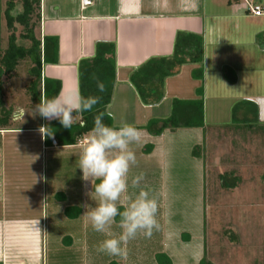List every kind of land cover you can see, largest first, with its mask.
<instances>
[{"label":"crops","instance_id":"obj_1","mask_svg":"<svg viewBox=\"0 0 264 264\" xmlns=\"http://www.w3.org/2000/svg\"><path fill=\"white\" fill-rule=\"evenodd\" d=\"M8 1L0 0V52L7 49L10 36L5 16ZM40 1L39 38L43 41L45 36L56 37L60 42L58 64L44 65L42 77L43 81L60 80V95L79 91L78 65L81 60L94 57L99 42L116 44V82L108 112L116 128L127 123L141 133L140 142L130 145L137 160L130 169L136 170V174L128 173L129 187L124 195L135 198L139 188H134L132 196L131 180L143 173L140 186L158 201L159 229L153 231L151 238L138 235L127 243L126 258L105 254V261L100 264H157L159 253L167 254L173 264H200L206 250L205 195L202 193L203 190L205 193V165L201 158L195 160L197 186L201 190L196 194V203L189 205L194 211L192 221L187 219L185 204L172 206V194H186L187 188H172V176L168 169L162 175V167L178 159L181 152L193 157V148L206 140L209 117L215 130L232 125L233 109L237 105L238 121L264 127V15L255 17L248 12V2L264 7V0H92L93 4L86 9L82 7V0ZM21 13L19 1L13 15ZM179 32L204 39L206 130H167L153 137L139 128L152 119L168 118L174 99H198L201 82L195 79L194 71L201 65H184L177 75L169 77L165 82V97L155 106L142 103L130 77L150 59L172 57ZM224 68L232 70L228 74L230 78L232 72L236 74L235 85L225 80ZM0 97L3 99L2 90ZM19 102L8 109L12 113L9 125L0 127V264H45L46 226L50 224L48 208L50 216L56 217L53 226L59 234L57 241L63 244L69 240L72 244L82 240L90 257L91 244L94 247L110 238L95 231L85 215V206L90 210L96 201L94 194L90 195L94 191L92 182L82 178L79 153L91 133L77 145L62 146L58 139L57 147L52 142L46 144L39 127L57 119L49 121L41 117L39 124L16 126L26 114L20 118L18 110L33 109L31 103ZM74 116L76 123H81V116ZM151 145L152 152H145ZM48 159L57 168L50 187L44 174ZM139 165L148 167L147 172ZM127 203L122 197L118 208L124 210ZM70 208L82 214L72 219L66 214ZM118 225L116 220L110 229L117 236L122 232ZM79 227H84L85 233ZM96 259L93 258L95 262Z\"/></svg>","mask_w":264,"mask_h":264},{"label":"rangeland","instance_id":"obj_2","mask_svg":"<svg viewBox=\"0 0 264 264\" xmlns=\"http://www.w3.org/2000/svg\"><path fill=\"white\" fill-rule=\"evenodd\" d=\"M34 22L36 34L39 37L40 22L36 19ZM21 32L22 28L19 27L17 35L19 36ZM22 43L29 46L28 42L22 41ZM33 67L31 61L27 59L20 62L11 75L3 77L2 96L6 104L5 110L13 108L16 101H20L23 105L26 102L31 103L28 88L35 80L31 73ZM17 97L19 98L16 99ZM238 109L239 105L237 109H233V113H236ZM31 114L32 111L28 110L24 119L16 122L15 125L21 127L41 123V116L37 114L34 117ZM226 119H230V116ZM212 121L209 117L210 128L206 130L201 159L194 157L193 153L192 157L186 152H181L178 159L163 164L162 175L167 172V169L169 170L172 176V188L185 187L188 190L186 194H172V206L181 205L182 207L185 204L187 219L192 221L194 211L189 205L196 203V194L201 190L197 186L198 174L195 160H202L205 165V193L204 190L202 193L205 195L207 260L212 264H264V133L257 130L244 135L232 128V125L215 130L212 127ZM53 165L54 163L49 159L44 164L46 167L44 174L47 175L49 187L50 182L54 181L53 176L57 170ZM141 167L147 172L148 167L145 165ZM135 171L130 169L129 172L133 175L136 174ZM231 173L239 178V181L235 187L225 188L222 185L221 176ZM44 181L46 182V179ZM188 187L192 189L190 194L191 189ZM130 189L133 196L134 188ZM47 212L50 224L46 226L45 264H100L105 261L103 257L105 253L97 251L100 242L94 247L91 244L90 257L85 253L84 247H87V244L82 240L81 242L73 240L72 244H69V240L63 244L58 242L59 234L55 225L53 226L56 217L50 216V208ZM80 231L85 233L86 229L81 227ZM94 257L97 258V262L93 260Z\"/></svg>","mask_w":264,"mask_h":264},{"label":"trees","instance_id":"obj_3","mask_svg":"<svg viewBox=\"0 0 264 264\" xmlns=\"http://www.w3.org/2000/svg\"><path fill=\"white\" fill-rule=\"evenodd\" d=\"M22 5V13L14 16L18 2ZM40 0H9L5 12L7 28L10 32L8 47L0 56V95L2 90V79L6 75H11L19 66V63L30 60L33 64L31 71L35 80L28 88L31 107L39 103L41 96L53 98L60 96L62 92V82L46 78L43 81L42 72L44 65H55L59 62L60 42L56 37L45 36L43 41L36 34V24L34 19L40 22ZM19 27L22 28L18 36ZM28 42L29 46L26 43ZM116 44L99 42L96 46L94 57L81 60L78 65V86L79 93L87 98L89 96L99 97V102L93 106L91 111L75 113L81 116V123L73 124L71 128H65L57 119L47 123L45 126L52 130L53 135L45 139L46 144H50L53 139H58L62 146L77 145L86 135L91 133L94 127V118L100 113H104L103 123L109 127L114 126V120L109 115L108 108L113 101L114 88L116 82ZM1 53V52H0ZM204 39L196 34H186L179 32L175 40V51L172 57L153 58L135 71L130 82L135 87L138 95L145 105L155 106L160 104L165 97V82L169 77L177 75L184 65L198 64L201 67L194 71V77L201 82L197 89L198 99L195 100H173L172 113L165 119H152L145 126L139 129L147 131L153 137L161 136L165 131L175 132L180 129H203L206 130L205 122V101H204ZM229 68L223 69L225 80L231 85L238 81L236 74L232 72L231 78ZM44 82V89L42 84ZM97 83L104 84V91L97 88ZM238 105L234 108L237 109ZM12 113L5 110V101L0 97V127L9 125ZM232 128L239 130L242 134H250L257 130L264 133V127H257L255 124L245 121H238L236 114H233ZM204 145L193 148L194 157H203L202 149ZM153 146H148L144 151L152 152ZM222 185L225 188L236 186L239 178L233 174L221 176ZM232 181V182H231ZM231 182V184H229ZM100 183L97 181L96 184ZM120 211L123 209L119 208ZM77 211V214L75 213ZM67 216L77 219L82 212L70 208L66 212ZM120 221V216L116 217ZM206 230V222H205ZM236 238V237H235ZM157 264H173L172 260L165 253L156 255ZM110 264H119L111 262ZM200 264H212L205 256Z\"/></svg>","mask_w":264,"mask_h":264},{"label":"clouds","instance_id":"obj_4","mask_svg":"<svg viewBox=\"0 0 264 264\" xmlns=\"http://www.w3.org/2000/svg\"><path fill=\"white\" fill-rule=\"evenodd\" d=\"M97 88L104 91V84L97 83ZM99 97H83L79 91L69 92L64 95L47 98L41 96L39 103L32 109V114L39 115L47 120L58 119L65 128H71L77 122L75 113L91 111L99 102ZM19 117L22 118L27 112L19 109ZM111 115V114H109ZM104 113L94 118V127L88 139L83 142L79 153V168L83 173V180L91 181L94 191L93 198L96 206H88L85 215L91 222L92 228L108 237L97 247L98 252L110 256L126 258V245L129 241L143 235L151 238L153 231L159 229L156 219L158 201L150 195V191L141 187L144 175L141 173L131 180L133 188H139L135 198L126 197L129 182L128 173L130 168L136 165L137 160L130 145L138 144L141 140L140 131L134 126L122 123L118 128L109 127L103 123ZM39 132L42 139L53 135L47 126H40ZM100 183L96 184L95 181ZM122 197L128 200L124 210L120 211L118 204ZM120 216L119 227L121 234L114 235L110 229ZM37 230H39L37 228Z\"/></svg>","mask_w":264,"mask_h":264},{"label":"built area","instance_id":"obj_5","mask_svg":"<svg viewBox=\"0 0 264 264\" xmlns=\"http://www.w3.org/2000/svg\"><path fill=\"white\" fill-rule=\"evenodd\" d=\"M92 4H93L92 0H82L83 9H86ZM248 12L251 13L255 17H261L264 15V7L248 2ZM58 145L59 143L56 139L52 140V146L57 147Z\"/></svg>","mask_w":264,"mask_h":264}]
</instances>
